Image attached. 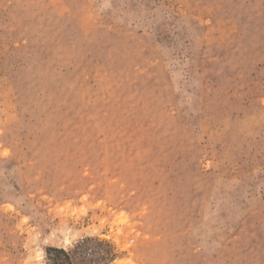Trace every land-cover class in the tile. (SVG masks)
Returning <instances> with one entry per match:
<instances>
[{
    "label": "rangeland",
    "instance_id": "374dc122",
    "mask_svg": "<svg viewBox=\"0 0 264 264\" xmlns=\"http://www.w3.org/2000/svg\"><path fill=\"white\" fill-rule=\"evenodd\" d=\"M0 264H264V0H0Z\"/></svg>",
    "mask_w": 264,
    "mask_h": 264
}]
</instances>
